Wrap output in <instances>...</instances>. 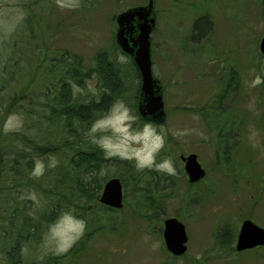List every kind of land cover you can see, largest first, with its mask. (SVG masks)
<instances>
[{
	"label": "rangeland",
	"instance_id": "obj_1",
	"mask_svg": "<svg viewBox=\"0 0 264 264\" xmlns=\"http://www.w3.org/2000/svg\"><path fill=\"white\" fill-rule=\"evenodd\" d=\"M147 1L81 0L79 8L62 9L55 0H0L1 61L8 57L5 38L23 35L24 20L33 33L23 35L24 43L21 37L16 40L20 47L16 58L23 70L12 86L18 93L37 90L41 72L48 82L45 68L41 67L37 77L32 69L43 55L48 60L59 59L62 54L66 58L77 56L82 58L84 70L90 67L98 49L112 48L115 43V16ZM154 5L157 17L150 34L152 71L162 84L166 118L153 124L158 130L161 126L168 130L157 161L170 158L177 174L160 179L163 183L159 182L156 205L148 209L152 215L157 207V217H141L132 206L129 189L115 214L118 223L114 231L94 234L70 264H264V246L241 252L220 247L226 246L229 232L237 234L244 220L264 227V83L250 86L257 75L264 78V54L259 51L264 35V0H154ZM21 12L24 19L17 22ZM199 18L202 35L194 39L197 27L192 25ZM118 53L130 60L121 50L116 57ZM25 62L31 66L29 74ZM119 74L114 87L121 96L115 100H124L137 115V126L142 127L149 121L140 119L132 106L139 94L135 68L126 67ZM232 77L237 85L228 90L220 102V114L216 113L212 106H218L223 83ZM86 82L98 92L102 89L93 76L81 87L84 95L92 94ZM12 114L18 113L0 112V133H5V121L10 127L15 125V120H9ZM221 128L226 132L222 134V146L227 147L224 157L216 147ZM179 130H189V134L173 135ZM189 153H195L206 170L204 178L193 184L188 182L180 159L181 154ZM169 217H176L186 228L187 251L182 257L173 256L164 246L163 221ZM57 220L47 225L36 242L23 244L21 254L30 258L29 262L48 254L64 255L46 241L50 226ZM225 227L229 231L216 244L214 233Z\"/></svg>",
	"mask_w": 264,
	"mask_h": 264
},
{
	"label": "trees",
	"instance_id": "obj_2",
	"mask_svg": "<svg viewBox=\"0 0 264 264\" xmlns=\"http://www.w3.org/2000/svg\"><path fill=\"white\" fill-rule=\"evenodd\" d=\"M199 20L200 18L196 19L192 25L197 27L194 39L202 35ZM28 24V20H24L21 25L26 37L33 35ZM23 35L11 36L12 48L17 47L12 49V60L0 59V112L11 111L24 117V127L20 131L0 133V197H4V202L0 203V241L3 244L0 248L1 264H70L94 234L103 230L113 232L117 227L118 218L115 214L120 209L109 208L98 200L103 184L108 179L118 177L123 185L125 199L128 197V190L132 191L129 196L134 202V210L138 214L141 212V217L152 218L157 217V207L152 215L148 213V209L154 207L160 179H163L162 175H166L149 169L138 171L134 161L105 159L103 151L92 144L87 136L92 122L121 96L114 83L119 79L122 69L134 66L138 80L137 94L139 92L140 76L132 59L127 64L116 62V53L120 50L116 41L112 48L98 49L92 58V65L85 70L82 58L77 56L66 58L62 54L59 59L46 58L47 63L44 55L40 56L39 62L35 61L32 67L34 77L39 75L41 67L45 68L48 82L44 81V74L41 72L42 78L38 79L37 90L32 88L27 93H18L12 83L20 70H23L16 58L20 50L16 40L21 37L24 43ZM25 66L29 74L31 66L26 62ZM93 76L98 78V86L102 88L99 89V97L87 93L73 98L69 81L84 88L85 81ZM226 80L222 93L218 95V106H212L219 114L220 102L226 98L228 90L237 85L231 83L234 77ZM104 89L110 90V94L105 93ZM138 97L139 95L132 102L136 114ZM222 134L226 132L221 128L216 135V147L217 153L222 151L224 157V148L227 147L222 146L225 142ZM49 156H55L60 161L59 166L48 169L38 179L33 178L31 172L35 159L40 158L47 163ZM111 169L113 171L109 173ZM28 191L38 194L39 206L34 205L31 200L20 199ZM65 212H71L76 218L86 222L84 235L64 255L48 254L29 262L30 258L21 254L23 244L36 242L47 225ZM228 231L225 227L214 233L216 244L220 243L217 240L221 235ZM236 235L229 232L226 246L220 247L234 251L232 244L236 242Z\"/></svg>",
	"mask_w": 264,
	"mask_h": 264
},
{
	"label": "clouds",
	"instance_id": "obj_3",
	"mask_svg": "<svg viewBox=\"0 0 264 264\" xmlns=\"http://www.w3.org/2000/svg\"><path fill=\"white\" fill-rule=\"evenodd\" d=\"M55 3L62 9H75L81 6V0H55ZM23 19L24 14L21 12L17 17V22ZM116 62L127 64L129 58L122 53H118ZM261 83H264V78L257 75L250 86L256 87ZM69 84L72 88L73 98L78 94H84V89L75 82L69 81ZM86 86L88 91L97 98L99 97V92L91 82H86ZM104 92L110 94L108 89H104ZM9 120H15V125L10 127L8 121H5L3 129L5 134L20 131L24 127V120L19 114L10 115ZM137 121V115L133 114L132 109L125 101L117 99L105 113L92 122L87 136L92 144L103 151L105 159L118 158L125 161H134L138 171L149 169L165 175L175 176L177 174L176 168L170 158L157 161V157L165 148L168 130L163 126L158 130L151 122H146L142 127H139ZM188 134L189 130H179L173 133L177 137ZM59 164L60 161L55 156H49L47 163L43 159L37 158L34 161L31 176L38 179L48 169L55 168ZM20 199L31 200L36 206L40 204L39 196L34 191H28L26 194L21 195ZM85 229L86 222L83 219L76 218L71 212H65L53 226H50L46 241L54 246L56 252L65 253L84 235Z\"/></svg>",
	"mask_w": 264,
	"mask_h": 264
},
{
	"label": "water",
	"instance_id": "obj_4",
	"mask_svg": "<svg viewBox=\"0 0 264 264\" xmlns=\"http://www.w3.org/2000/svg\"><path fill=\"white\" fill-rule=\"evenodd\" d=\"M117 31L115 40L121 51L126 53L135 63L140 75V89L137 100L140 117L156 123L165 121V108L163 103L162 84L152 71L151 39L156 16L153 0L145 5L127 8L116 16ZM260 53L264 54V36L260 43ZM184 162L189 183H197L206 174L195 153L180 155ZM99 203L109 208L121 209L123 206V185L118 177L113 176L104 184L99 194ZM162 239L165 249L176 257L186 253L188 238L184 224L176 217H169L163 221ZM235 242L236 251L264 246V227L254 223L251 219L242 221L237 232Z\"/></svg>",
	"mask_w": 264,
	"mask_h": 264
},
{
	"label": "flooded vegetation",
	"instance_id": "obj_5",
	"mask_svg": "<svg viewBox=\"0 0 264 264\" xmlns=\"http://www.w3.org/2000/svg\"><path fill=\"white\" fill-rule=\"evenodd\" d=\"M9 35H11V34H9ZM4 45L6 46V49H5L6 53L8 51V53H7L8 57H6V59L11 60L10 59L11 58V54H12L11 36L5 38ZM231 83H234V80ZM223 85H224V83H223Z\"/></svg>",
	"mask_w": 264,
	"mask_h": 264
}]
</instances>
